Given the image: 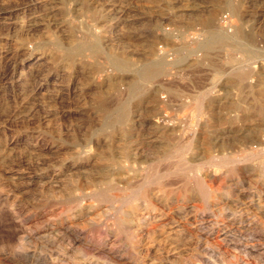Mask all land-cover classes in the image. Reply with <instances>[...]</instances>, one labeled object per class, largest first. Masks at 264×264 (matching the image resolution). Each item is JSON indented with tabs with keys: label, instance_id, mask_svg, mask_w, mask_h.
Wrapping results in <instances>:
<instances>
[{
	"label": "rangeland",
	"instance_id": "374dc122",
	"mask_svg": "<svg viewBox=\"0 0 264 264\" xmlns=\"http://www.w3.org/2000/svg\"><path fill=\"white\" fill-rule=\"evenodd\" d=\"M0 264H264V0H0Z\"/></svg>",
	"mask_w": 264,
	"mask_h": 264
},
{
	"label": "bare ground",
	"instance_id": "6f19581e",
	"mask_svg": "<svg viewBox=\"0 0 264 264\" xmlns=\"http://www.w3.org/2000/svg\"><path fill=\"white\" fill-rule=\"evenodd\" d=\"M220 19V18H219ZM210 21H212V20H210ZM154 113V112H153ZM111 155V154H110ZM108 160V159H107ZM118 160V159H117ZM130 162V164H134V163H136L135 161H129ZM128 167V166H127ZM132 167H133V165H132ZM131 170V169H130ZM202 193V192H201ZM142 195H145V192H142L141 193ZM203 194V193H202Z\"/></svg>",
	"mask_w": 264,
	"mask_h": 264
}]
</instances>
